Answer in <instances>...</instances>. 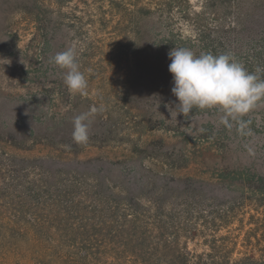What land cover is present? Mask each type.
I'll list each match as a JSON object with an SVG mask.
<instances>
[{
  "label": "rangeland",
  "instance_id": "1",
  "mask_svg": "<svg viewBox=\"0 0 264 264\" xmlns=\"http://www.w3.org/2000/svg\"><path fill=\"white\" fill-rule=\"evenodd\" d=\"M138 1L165 3L127 0V5ZM190 3L201 9L200 0ZM170 27L184 39L199 38L179 11L171 23L166 16L140 21L137 13L119 11L111 0H0V155L48 158L51 167L78 180L91 173L141 187L153 177L158 186L171 189L177 181L191 182L215 196L216 203L253 196L249 188L245 193L238 188L237 179L246 168L264 176V102L243 123H222L215 108L177 115L168 70V53L177 46L167 40ZM187 45L197 55L205 52L198 41ZM73 46L88 80L87 96L70 94L65 70L51 62ZM93 107L98 111L89 118V141L77 144L72 121ZM20 141L27 148L14 144ZM0 187H5L2 176ZM254 207L247 203L217 230L201 218L205 228L183 239L199 252L209 249L205 237H213L225 239L228 251L235 245L233 257L260 256L264 220L258 216L264 208Z\"/></svg>",
  "mask_w": 264,
  "mask_h": 264
},
{
  "label": "trees",
  "instance_id": "2",
  "mask_svg": "<svg viewBox=\"0 0 264 264\" xmlns=\"http://www.w3.org/2000/svg\"><path fill=\"white\" fill-rule=\"evenodd\" d=\"M111 1L119 11L137 13L140 21L166 16L172 23L179 11L205 52L230 53L250 72L264 68V0H200V10L192 8L191 0L156 5L138 1L129 6L127 0ZM168 34V42L177 47L197 43L192 37L182 38L173 27ZM24 142L14 144L25 148ZM1 153L5 187H0V200L5 205H0V264H264V249L260 256L233 257L236 246L228 251L225 239L205 237L209 249L200 252L187 240L189 232L198 235L205 228L198 223L201 218L206 225L214 222L212 229L217 230L249 202L258 212L264 208V176L248 168L237 186L255 194L241 202L216 203L215 196L191 182L177 181L171 189L158 186L153 177L141 187L125 180L110 183L91 173L78 180L51 167L48 158ZM262 210L258 219L264 220Z\"/></svg>",
  "mask_w": 264,
  "mask_h": 264
},
{
  "label": "clouds",
  "instance_id": "3",
  "mask_svg": "<svg viewBox=\"0 0 264 264\" xmlns=\"http://www.w3.org/2000/svg\"><path fill=\"white\" fill-rule=\"evenodd\" d=\"M172 74V94L176 98L177 115H188L194 109L215 108L222 113V123L240 121L264 102V68L250 72L230 53L199 55L184 47H174L168 53ZM51 62L65 70L64 84L72 95L87 96L88 80L80 71L77 49L69 47L55 54ZM98 111L74 117L72 139L77 144L89 141L90 117Z\"/></svg>",
  "mask_w": 264,
  "mask_h": 264
}]
</instances>
